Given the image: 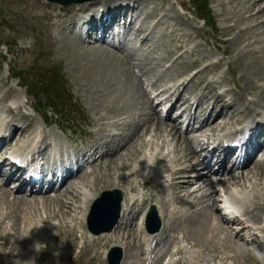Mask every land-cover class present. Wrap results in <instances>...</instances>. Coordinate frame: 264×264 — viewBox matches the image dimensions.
Wrapping results in <instances>:
<instances>
[{
  "label": "rangeland",
  "instance_id": "rangeland-1",
  "mask_svg": "<svg viewBox=\"0 0 264 264\" xmlns=\"http://www.w3.org/2000/svg\"><path fill=\"white\" fill-rule=\"evenodd\" d=\"M133 1L136 2V5L138 7L137 12L144 11L145 14H148L149 12L157 9L156 12L152 14V18L149 19L150 23L152 19L156 18V16H160V8L165 9L163 12L167 13L162 16V18L166 17L162 20V24L157 25L155 29V41L159 43V49L157 48L156 51H152L151 54L148 53V55L156 58L155 60L158 64L157 66H153L151 70L152 73L158 74V78L163 75L162 73L158 72H161L163 66H165V64H167L169 60H171L169 58H172V56L177 53V50L175 48L176 46L178 47V44L180 43V47L183 50L182 52L186 53H184L182 57L181 55H179L174 60L175 63H179L180 61H182L179 65L175 66L174 64L172 66L171 69H174V73H179L181 70L183 72H185V70L191 71L192 69H197L200 65L203 66L204 64L208 63L211 66H208L206 70L201 72L202 74H199V79L197 80L196 84L193 82V84L190 85L192 89H194L198 85V83L205 77H207L211 81H217L220 91L229 89L232 93V95L229 94V97H226V100L228 102H230L232 100L231 98L234 96L235 99L233 103L236 104V109H239L238 113L244 110L241 108L246 107L248 102L253 101V99H251L253 98V96L251 95L250 90L252 92L253 88H259L256 92L257 94L254 100L258 99L261 92L264 93V80L261 77L264 75V53L263 51H259V49L264 48V41L262 43L258 42L259 45L252 44V41H249L251 45H253L251 47L250 45H248L249 42H246L247 40H249V36L243 34V42L245 41L244 43L232 42V40L235 39V36L238 35L240 28L244 27L242 25H240V28L235 31L236 33L228 32L229 27L234 26L236 23L231 21L228 22L227 18H230L232 16L234 17V15L236 16V13L241 9L240 7H238L240 2L238 4H230L228 3L230 0H210L213 13L218 22L217 26L219 30L215 31L214 29L205 26L203 21L196 20L192 17V8L188 0H185V2H187L188 6L190 7L191 14L189 12L183 14L181 6L177 4L175 0H166L162 5L160 4L159 0ZM182 1L184 2V0ZM98 3L101 2H89L88 5L90 4V6H97ZM226 4L229 5L225 7ZM60 7L63 6H58L55 3H50L48 0H0V54L5 56L4 60L0 56V114L6 115V110L9 107H13L16 112V115H14L15 118L17 117V119L20 121L25 120L28 123H36V129H38V131L43 130L44 137L48 138V135L50 136V141H52L54 144V150L62 149L65 146L64 148H66L68 152H66V154L63 156L67 155L65 157V159H67L68 155H72V153L75 152L74 145L70 143L72 142V140L76 142V139L73 137V135H77L79 137L82 133H86L89 130H94V134L97 136L95 131L97 126L100 129H103L104 127L107 130L114 129L113 127L108 125L118 127L119 125H117V123H113V120H115V118L122 117V115L127 113V110L133 112V114H137L139 111H141V109H145L146 99H143L140 95L141 91L138 90L140 89V85L138 84V81H136L137 79H135L133 74L131 73L129 69L130 66L127 64V62H123V60L126 59L123 57L122 52L124 54H127V52L129 51L122 50L116 52L113 50V47H107L106 43H97L92 38H87L86 42L83 38L79 37L76 34L77 32H75V30H73L74 27L72 26L73 24H71L72 20H67V18L62 19L64 14H68L72 9L76 10V12L79 11V7L76 4L67 7L64 6L63 11H60ZM143 21L145 24H148L149 22L145 16ZM168 24L171 26V28L169 29L166 28ZM172 28H178V30L172 33ZM188 37L190 38L189 41ZM228 39H230V41ZM108 40L112 41L110 38ZM125 45L127 48L129 44L125 43ZM103 46L107 47L106 49L108 51H111L120 57L123 67H121L120 62L117 63L116 60L112 59L108 53L102 52L104 51L102 49ZM132 46H134V43H132ZM10 48H12V51L14 52H12ZM250 51L252 54H250ZM132 52L134 54V56H132L133 58H136L138 56L141 57L147 54L145 47L144 51L138 50L136 48L135 50H132ZM245 52L249 53L246 54ZM163 58H165V62L162 61ZM10 60H15L14 64L12 65V67H14V70H21L22 72H24V76L31 82H33V79L31 78H36L39 74H43V76L45 77V87H41L43 89H41L43 93V100H46V98L58 100V105H62L64 108H71L76 105L82 107L81 109L78 106L80 110L76 112H65L66 119H75L72 120L76 125L73 127L75 128V130L72 129L68 130L67 133H63L60 127L54 125L51 128L49 127V129H45V127L42 125L43 119H41L37 111L32 110L30 105H25L24 103L25 93L27 97H29L30 102L32 97L27 94L25 88L20 87L19 80H12L10 78V69L8 64V61ZM124 68H126L127 71L123 72ZM147 68H150V66L148 65ZM248 71L251 74L249 73L245 75V73H247ZM166 79V76L162 77V80ZM130 80L132 83L130 82ZM133 83H135V87H133V90L130 91L128 87H132ZM235 84H237L238 88ZM64 87H67V89L70 88L72 90L71 92L75 95L74 98L76 102H74L73 99L69 98V95L66 91L64 92L62 90V88ZM210 89L211 88H209V90ZM53 90H55V92H53ZM53 93L57 94V97H52ZM243 93L245 94L243 95ZM17 99L22 100L23 104L21 102H16L15 106L9 105L11 101ZM138 100H141L144 106H140L141 102H139ZM257 103L262 104L258 101ZM238 105L241 108H239ZM248 105L251 106L253 104L249 103ZM17 106H20L21 110H16ZM246 108L248 109V111H250V113L253 110L249 107ZM238 113H236L237 116ZM233 116L231 117V119L233 118ZM58 117L60 118V116ZM65 117L62 120H65ZM55 119L56 117L53 118V120ZM73 122L70 123L73 124ZM41 125L42 127L38 128ZM64 125H67V123L65 122ZM120 125L122 126V124ZM154 128L156 129V127ZM152 129L153 127L151 128V132L145 129L143 133L137 135L132 140L136 141L138 138H143L145 134L149 133L153 135L154 131ZM71 132L76 133L72 135ZM31 133H33V131H31ZM212 134L216 135V132ZM26 139L24 140L27 141ZM79 139L80 138H77V142ZM142 140L144 142L145 139L143 138ZM132 145L133 143L130 142V144L126 147V150L129 151L132 148ZM53 147L51 146L50 152L52 151ZM142 151L143 150L141 148L131 150L128 153V158L120 156L119 158L121 159L116 156L119 155L117 153L115 155V157H117L116 163H118L116 164V166L122 165L126 162L125 164L128 166L118 168H128L126 171L131 170L132 177H135V175L136 177L141 175V173L137 174L135 172L136 168L134 167L138 164V162L134 163V161L136 157L142 153ZM3 156L4 155H0V158H3ZM133 163L134 165L131 166ZM110 165H114L111 164V159L108 163L109 167H111ZM109 171L113 172L115 171V168H109ZM93 175L94 174L84 179H78L79 182L76 184V186L80 185V189L83 190L82 192L85 191L86 193L87 188V191H91V194L86 193L87 196L82 194L80 190L77 189L75 184L71 186V190L69 189L70 192L79 190L80 202H85L86 200L88 201L92 196V191L94 190L99 191L100 189L103 191L111 189L113 187H119V173L116 174L113 178L109 174H102L100 176L96 175L95 178ZM124 176H126L127 178L129 175L126 174ZM91 178H94L93 182L91 181ZM127 179L129 180V177ZM86 182L88 186L90 185L89 187L85 186ZM119 185L123 186L122 184ZM131 186L135 187L134 185ZM5 187L7 188V190L10 189L8 185H6ZM90 187H92V189ZM247 190L251 192L252 195L256 194V190L254 189V187H252V185H250L249 189ZM242 191L244 192V189H242ZM261 191L262 192L258 193L264 197V190L262 189ZM138 192L141 194H146L140 189H138ZM3 196L7 200V194L4 195L3 192H0V227L6 219H9L11 226L8 225L9 221L6 220V223L0 232V264H107L105 260L104 262H100L101 245L99 242L88 248V252L92 253V260H94V263L91 260V256L86 255V251L81 253L79 257L76 255V247L78 246L79 241H76L73 238L71 239L72 236H68V234L65 233L63 239L64 244L55 241V236L57 235L55 227H48L50 225L47 226L46 224L45 226L44 224H42V220L43 222H50L52 220L49 218L50 209L49 211H47L43 207V201L47 197H44L45 199H43V197H37L38 199H36L35 201L37 203L36 208L33 209L35 203V198L33 197H31L32 199H30V196H25L29 198L28 203H25L24 201H20L19 199L13 200L14 195H11L10 199L14 203L7 201L11 204L10 207L7 208L8 206L4 203L5 199L3 198ZM48 197L53 199L55 195ZM64 198L62 197V199ZM53 204L55 205L49 206V208L52 209L51 212H53L54 210L62 209L61 204ZM157 204L159 205V203ZM22 205L28 206V208L25 210V213L29 215V217L27 219L23 218V220L24 222H27V224L30 222V227H27L26 234H24L25 236L22 234V238L20 240L18 239L17 235V232H19V225H16L17 223L19 224V217L13 212L19 211L20 206ZM40 205L42 206V209L44 208V210H40L39 212L34 213V210H38V207H40ZM81 206H83V204ZM81 206L77 212L73 213L74 215H76V219H71L70 217L65 220H61V218H54L53 223H55L57 220L60 221L58 230H61V228L64 227L66 231L75 234L76 228L74 227L73 230H68V226L70 222L73 223L77 221V214L81 213ZM135 213H137V209H135ZM20 215V217H23L24 213L21 212ZM15 217H17L18 220ZM139 220L140 218H136L134 220V223ZM123 221H125V219ZM81 222L82 218L80 223ZM170 223H172V221H170ZM227 225L228 227H230V223H227ZM42 227H44V231L40 234H44L46 238L42 239V241L39 242L38 240H36L38 235L37 231ZM134 228L137 229V227L135 226ZM7 230H10L12 233H16L15 237L17 239L12 246H8V243L10 242H5V237L2 235L10 234V232H7ZM173 230H175L176 235H179V233H181V235H185L190 247H199L194 248V250L184 249L183 251H181L185 256L184 261L178 262L177 264H199L198 260H201L202 257L196 258L198 256L197 249H200L203 244H207L210 247V253L209 255L206 254L207 256L205 257L206 259L204 258V263L201 262L200 264H214V261H216V259L223 260V258L226 259L223 260L226 262V264H261V261L257 259L255 252L259 251L264 253V244L259 247L256 244L247 246L250 250L248 251L249 253L246 250L247 247L242 249V246L240 245L237 247V249L233 248L237 246L234 245L233 247L229 248V251H225L220 248L217 243L201 240L203 237L193 239L196 241L192 242L193 240L190 239L191 235H189L191 233H189L184 228L180 229L179 225L176 224V222H173ZM136 232L137 234H139V231L136 230ZM33 234L35 236L34 240L32 238ZM53 236L54 240L52 239ZM104 236H107L109 238V234H105ZM132 236H130V238L131 246L133 247H131V249L130 247L127 249V261H129L130 264H162L165 258L173 256V252L178 250V241H180L178 238L170 236V239H168L165 244L163 242V244L160 245L165 246L170 240L169 246L167 248H164L163 251L159 254L145 253L144 255L140 253L141 251L139 250L138 257L131 258L132 256H135L136 249L142 248L140 247V242L138 241L137 243L138 238L137 240L134 239L133 242ZM117 238V244H119L120 238L118 236ZM22 239V245L20 247H17V243L19 241L22 242ZM101 239L102 238H98V240ZM108 241L109 244L103 254L104 259L105 254L108 252V250L114 246L115 239L110 238V240L108 239ZM241 243L243 242H240V244ZM97 245L100 246L99 249L95 248ZM52 248L53 250H55L54 252H52ZM5 251H9V254H5ZM245 252L248 254V256ZM56 253L59 256L51 259V257L56 255ZM96 255L98 256V258ZM158 255L159 258L157 257ZM211 255H213L216 259L214 260L213 256Z\"/></svg>",
  "mask_w": 264,
  "mask_h": 264
},
{
  "label": "bare ground",
  "instance_id": "bare-ground-1",
  "mask_svg": "<svg viewBox=\"0 0 264 264\" xmlns=\"http://www.w3.org/2000/svg\"><path fill=\"white\" fill-rule=\"evenodd\" d=\"M132 2H134V1L133 0H110L106 3L105 9L103 10V12L106 11L108 13V15H109L108 18H110L111 21H120L118 19L122 18V16L125 14V12L127 13V11H129V10H126V9L112 10V9H114L115 7H118V6L126 5V4H130L129 7L131 8ZM178 2H180L182 7L186 8L187 5L185 4V2H183L182 0H179ZM239 2H240V4L238 5V7L241 8L240 11L236 13V16L234 15V17L232 16L230 18H227L228 22L231 21V22L236 23L234 26L229 27L228 32H235L237 29L240 28V25H242L244 27L240 28L238 35L235 36V39H233V40L231 39L232 42H235V43L236 42L237 43L243 42V38H244L243 34H246L249 36L248 37L249 40H247L246 42L252 41V44H258V42L262 43L264 41V0H230L228 3L238 4ZM164 14L165 13H163L162 16ZM168 17H169V15H168ZM136 23H139V22L137 20L131 21L130 24H128V26L125 27L126 31L124 29L125 33L128 32L129 30H132L133 29L132 27H134V25ZM110 28H111V25L109 24L107 29H105V31L103 33L106 34ZM95 30H96L95 25H93L92 33ZM142 31L143 30L142 29L139 30V28L137 30V32H139V33H141ZM115 35H116V33H114L112 35V37H115ZM189 37H191V36H189ZM189 37H188V41L190 39ZM228 40L230 41V39H228ZM121 42L124 43L123 40L119 41V43H121ZM103 43H106L107 47H113V50L116 52L121 51V49L123 50V48H126L125 43L122 45L121 44L117 45L113 40L109 41L108 38H104ZM248 45H250L251 47L253 46V45H251L250 42L248 43ZM104 47L105 46L102 47V49L104 50L102 52L108 53L112 59L116 60L117 63L120 62L121 67H123L122 62L120 60V57L118 55H116L115 53L108 51L106 49L107 47H105V48ZM258 49H259V46H258ZM250 50H251V48H250ZM252 51H253V49H252ZM256 51H257V49H256ZM259 51H263V53H264V48L259 49ZM184 53H186V52H184ZM245 53L247 54L249 52H245ZM250 54H252L251 51H250ZM139 61H140V63H142L143 58H139ZM165 61L166 60H164V62ZM123 62H127V64L130 66L129 67L130 71L133 70L134 64L131 62L130 59H128L127 61L123 60ZM181 62L182 61H180L178 64H180ZM207 68H208V66L203 68V70H201V71L196 70L197 73H195L193 76L191 75V78L189 81L184 82L182 80H180V81L177 80L175 82V83H177L179 81L178 85H180V88L183 87V88H181V93L188 94V95H190V97H193L196 100L192 106H194L196 109H198V111L196 112V114H194L191 117L190 121L196 122L198 124L196 131H199V132H202L206 127H208V129L211 128L210 131H212V133L216 132V135H217L218 134L217 131H224L225 128L228 127V129L231 131L230 132L231 134L237 135V134H235V132L232 129L233 125L242 124L244 122L243 119L245 120V118L251 117L252 114L250 113V111H248V109L246 107H249L251 109H255L257 107L264 109V93L261 92L258 99L254 100V98L256 97V94H257L256 92L258 91L259 88H253L252 92L250 90V93L253 96V98H252L253 101L248 102V104L251 103L253 105L249 106L247 104V106L244 108H241L238 105L239 108L244 109L240 113H238L239 109L237 110L236 104L233 103L234 99H235L234 96L231 98L232 100L230 102H228L226 100V97L229 94L232 95V93L230 92V90L229 91H227V90L220 91L219 90L220 89L219 84L217 81H211L207 77H205L203 80H201L198 83V85L191 92H189L188 90H189L190 85H192L193 82L196 84L197 80L199 79V77H198L199 74L202 71L206 70ZM125 71H127L126 68L123 69V72H125ZM185 73H188V70H185V72L182 71L179 74L182 75ZM249 73L250 72L248 71L247 73H245V75H247ZM211 74H213V73H211ZM261 77L264 80V75ZM134 78H135V76H134ZM130 82H131V80H130ZM133 82H134V80H133ZM138 84L140 85V89H138V90L141 91V94H140L141 97L143 99H146L145 109H141V111H139L137 114L136 113L133 114V112H130L127 110L126 114L129 113L128 116L131 117V119L132 118L134 119L133 123H132L131 134H130L129 138L126 140V142L120 148H113L111 140L109 138H107L108 146H110V148H109V150H107L105 152V155L107 156L108 160L111 159V164H115V165L118 164V163H116V161H117V157L119 158L121 156L120 155L121 150L125 149L127 147L126 145L127 144L129 145L131 140L134 139V137L143 133L145 131V129L149 130L151 132V128L156 127V129H154L155 133H153L152 138L150 140H144V142L141 144V147H140L143 151L146 148H150L151 150H154L153 160H152V157L148 158V160H146V162L144 161L143 166L140 167L139 169L135 170V172L137 174L141 173V175L142 174L146 175V172H148L149 175L154 176L153 178H155V180H157L158 182H159V179L163 178L164 176L168 177V183L172 189V194H171L172 200L176 201V200L188 199V197L191 196L193 193H195L196 191H200L204 188V186L199 185L196 187L195 190L190 192L192 189L191 186L194 184V182H192L191 179H186L184 176H182L184 173H187L191 169L195 168V166L193 167L191 163L188 164L187 166H183L185 162L191 161V159L195 157V152L193 150L190 152H187L183 148V146H188L190 148H193V146L191 144L192 140H189L185 136H183L181 129L178 128L177 125H175L174 123L166 122L161 117V115L155 111V107L152 104L153 102L151 101L148 93H146V91L144 90V87L139 82H138ZM132 85H133L132 87H128V89L130 91H132L133 87H135V83H133ZM177 88H179V87H177ZM209 88H211V89L209 90ZM136 90H134V91H136ZM187 92H189V93H187ZM246 92H248V91H246ZM159 93H164V90L160 91ZM244 94L245 93H243V95ZM172 96H173V94H168L166 96V98L164 99V101L170 100ZM185 98L187 99V101L185 103L189 104V105L187 107H185L184 112H186V109H188L191 106L189 103L190 99L187 96H185ZM180 99L176 100L175 103L177 104L180 101ZM257 101L261 102L262 104L257 103ZM139 102H141L140 106H144V104H142L141 100ZM228 103H230V104H228ZM138 107H139V104H138ZM18 109L21 110V107L17 106L16 110H18ZM0 110H1V107H0ZM6 111H7V114H8L7 116L9 117V119L8 118L3 119L0 123V131L3 134L2 136H0V142L5 143V145H4V148H5L4 151L5 152L7 150H9L11 147H13L14 145H17V146L20 145L19 142L21 143V141L26 139L27 137H31V135L33 134V133H31V131L33 130V128L35 129V127H36V123H34V122L28 123L25 120L20 121L17 119V117L15 118L14 115H16V112H15V109L13 107H9ZM199 111H200V114L198 116ZM123 112H125V111H123ZM236 113H238V116ZM233 114H234V116H233ZM232 116H233V118L231 119ZM257 116L259 117V115H256L255 117H257ZM113 123L114 124L117 123V125H120V124L124 125V120H113ZM38 128H40V126ZM116 128H119V126ZM237 132H239V130H237ZM35 141H39V140L37 138H35L34 142ZM14 143H16V144H14ZM42 144L46 146V148H45L46 150L42 153V154H45V152L51 147V145L46 144L45 139H42ZM169 144L174 145L175 157H173V158H170L169 153L157 152L158 148L164 149ZM10 145H12V146H10ZM221 147H222V145L219 144L218 148H221ZM2 149L3 148H0V151ZM92 150H93V153L96 152V147H93ZM41 151H43V150H41ZM78 153L79 154H77V155H80L81 157L84 158L87 156V154L89 152H88V150H82ZM117 153L119 155H116ZM242 154H244V152H242ZM115 155L117 157H115ZM231 157H233L232 152L227 153L224 156V158H222L221 160H219V161L217 160L216 165H218V168H219L218 171H220V172L214 178L206 175V177L208 178V179H206V180H208V183L206 184L207 190H206V194H204L201 198H199L197 200V203L201 205V207L199 209H195L192 207L187 209V207H185V206L173 207L172 201H165L162 204V212H161V215H163V216H161L163 229L160 232H158V234L157 233L156 234L146 233L144 231L143 218H142V222L137 224V229L134 228V224L132 222H129V221L126 223L124 222L123 224L121 223L118 226V228H116L114 230V231H116L115 236L116 237L118 236L120 238L119 239L120 243L118 245L124 249H128L129 247L131 249V247H133V246H131L130 236L134 235V236H132L133 242H134V239L137 240V238H138L137 243H138V241L140 242V245H141L140 247H142V251H143V245L148 244V246H150V244L153 243L155 240H156V245H155V249H156L158 246L160 247V245H162L163 242L165 244L168 241L169 236H170V232L175 233V230H173V222H176V224L179 225L180 229L184 228L189 233H191L189 235H191L190 239H192V240L203 237L201 240L210 241L212 243L213 242L217 243L220 246V248H222L225 251H229V248L233 247L234 245H237V246L233 247L236 249L239 245L242 246V249L245 248V246H247L248 244L247 243H245L244 245L240 244L239 240H241V241L243 240V237H241V234L245 231H249L250 227L252 225L258 224V228L264 227V197L258 193V192H262L261 191L262 189L264 190V158H263V160H261L259 162H253L252 164L251 163H248V164L244 163V165H246V164L247 165L241 166L243 164L239 165L238 163L235 162V159L230 161ZM119 159H121V158H119ZM209 162H211L210 164H212L213 160L209 161ZM209 162L206 163L205 160H203L200 163H198V165L204 166L206 169H208L209 168ZM125 163L122 165H117V167L122 168V167L128 166ZM168 163H171V165H170V166H172L171 169H168L167 171H165V172L163 171L161 173H160V171L159 172L156 171L155 165H157V167L161 170V169H165L166 167H168L169 166V165H167ZM6 164H7V159L5 158L1 161L0 168H3V166H5ZM251 165L253 167H251ZM110 166H112V165H110ZM188 168H190V170H188ZM183 169H185V170L182 172ZM93 171H95V170H93ZM93 171L88 172V173H86L87 172L86 171L84 173L83 171L79 170L77 173V176H78L77 180L81 179V178L84 179V178L91 176L92 174H94ZM236 171H238V173H236ZM14 174H15L14 172H12L10 174V176L8 177V181L11 178H13ZM0 175H1V171H0ZM135 177H136V175H135ZM127 178H126V176L122 177L119 180L118 185L119 184H125L126 182H129V180ZM223 178H226V179H223ZM218 183H222V186L218 187ZM248 183H249V186L252 185V187H254V189L256 190V194L252 195V193L247 190V189H249ZM73 184H75V183L73 181H71V179H70V180L64 181L58 187L53 186L54 187L53 191H55V194H53V196L55 195V197L53 199L48 197L50 195L41 196V197H43V199H45L44 197H47L43 201V207L47 211H49V209H50V215H49L50 219L61 218V220H65L69 217L71 219H76V217H75L76 215H74L73 213L77 212L79 210L80 206L83 204V206H81L82 207L81 208V218H82V221L85 220L87 212L90 208V204L94 201V199H96V197L99 194L96 192V193L92 194L91 198L88 201L86 200L87 202L86 201L80 202L79 190H75V192L69 191V189L71 190V186ZM145 184H147V181H145ZM4 185H5V183L0 181V192H3L4 195L7 194V196H6L7 200L3 196V198L5 199L4 203L8 206V207L6 206L7 208H9L11 205L7 201L14 203L10 199L11 195H14L13 200L19 199L20 201L22 200L25 203H28L29 198L25 197L22 193V190H23L22 188L24 186V180H23V182H21L19 188L16 189L15 191H14V189H11V190L10 189H8V190L4 189ZM129 185H130V188L132 191L135 190V187L131 186L132 185L131 183H129ZM85 186L89 187L90 185L88 186L87 182H86ZM159 186H162L160 184V182H159ZM233 186L237 187V189L233 190L232 189ZM90 188L92 189V187H90ZM238 188H240V189H238ZM242 189H244V192L242 191ZM222 190H224L223 192H225V195H226L225 199H230L239 208L238 215H235L234 211L230 209L229 211H226V213H225L226 216H225V215H222L219 212H217L216 209L214 208L213 204L215 202L222 201V196H223L221 193ZM257 190H260V191H257ZM35 192H38V191H36V190L31 191L32 197L35 198L34 202L36 201V199H38L37 196L33 195V193H35ZM39 192L45 193L43 191H39ZM247 192H249L252 195V197L248 196L249 194ZM152 196H153V194H152ZM62 197L63 198L65 197V198L62 199ZM133 198L131 196L125 198V204L127 207L126 208L123 207V218L124 217H127L128 219L131 218L130 217L131 213L134 211V207L136 205V201ZM152 199L155 200L154 198H152ZM53 203L61 204L62 209L54 210L53 212H51L52 209L49 208V206L55 205ZM188 203L189 202H187L186 204H188ZM36 204L37 203L35 202L34 203V209L36 208ZM64 207H66V208H64ZM142 208H143V206L141 207L140 211L142 210ZM63 209H65V210H63ZM227 215H228V218H227ZM170 221H172V223H170ZM227 223H230V227H228ZM232 223H235L240 228V231L235 232V227H234V229L232 228V225H231ZM135 229L137 231H139V234H137ZM232 230H233V233H232ZM104 235L105 234H103V236L101 235V237H107ZM177 236H179V235L177 234ZM255 238H257V237H255ZM186 239L187 238L184 235L182 240L184 241ZM193 241H196V240H193ZM194 244H196V243H194ZM261 244L262 243H260V245ZM187 246H189L188 241H187ZM207 246H208L207 244H203L200 247V249H197L198 256L196 258L202 257L201 260H198L199 264L201 262L204 263V258L207 256L206 254L209 255V253H210L209 252L210 247L209 246L207 247ZM99 247L100 246L97 245L95 248L99 249ZM194 248H199V247H197V246L191 247V249H194ZM211 256H213V255H211ZM97 258H98V256H97ZM191 258H192V255H191ZM223 260H226V259L223 258ZM125 263L126 262L124 260L123 264H125Z\"/></svg>",
  "mask_w": 264,
  "mask_h": 264
},
{
  "label": "water",
  "instance_id": "water-1",
  "mask_svg": "<svg viewBox=\"0 0 264 264\" xmlns=\"http://www.w3.org/2000/svg\"><path fill=\"white\" fill-rule=\"evenodd\" d=\"M51 1L61 3L64 5H70L72 3H82L90 0H51ZM119 202H120V197L115 199L113 202H110L106 199L100 200L98 204L95 206L94 212L91 216V227L95 229L98 228L97 231L111 230L117 223L119 217V212H120ZM96 217L105 220V224L103 223L99 227L94 226ZM117 264H119V261L117 262Z\"/></svg>",
  "mask_w": 264,
  "mask_h": 264
},
{
  "label": "clouds",
  "instance_id": "clouds-1",
  "mask_svg": "<svg viewBox=\"0 0 264 264\" xmlns=\"http://www.w3.org/2000/svg\"><path fill=\"white\" fill-rule=\"evenodd\" d=\"M255 255L257 259L261 261V264H264V253L257 251L255 252Z\"/></svg>",
  "mask_w": 264,
  "mask_h": 264
}]
</instances>
